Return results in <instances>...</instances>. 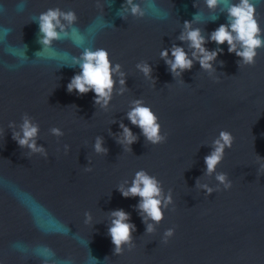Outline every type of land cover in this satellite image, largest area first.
I'll list each match as a JSON object with an SVG mask.
<instances>
[{
  "label": "water",
  "instance_id": "water-1",
  "mask_svg": "<svg viewBox=\"0 0 264 264\" xmlns=\"http://www.w3.org/2000/svg\"><path fill=\"white\" fill-rule=\"evenodd\" d=\"M122 2L26 0L18 11L21 0H0V25L11 29L0 36V264H89L91 255L97 264H264V169L257 171V155L264 158V48L258 49L254 64L239 67L240 58L227 51L225 42L213 62L218 80L194 62L181 74L182 83L168 71L160 49L172 44L187 48L176 37L183 21L198 10L200 20L193 26L205 36L226 22V13L220 6L208 9L204 0H160L167 19L127 13L121 18L116 13ZM255 2L264 27V0ZM57 5L75 9L76 26L88 44L108 49L127 73V90L113 94L107 111L94 104L92 91L78 95L66 90L79 68L60 66L67 59L64 54L81 51L70 39L53 42L52 59L32 60L42 48L32 19ZM94 21L109 25L92 35L88 29ZM206 47L217 45L208 41ZM141 60L152 66L154 86L135 68ZM136 97H143L158 115L165 141L150 144L127 119ZM25 112L40 125L37 143L45 146L47 158L27 156V149L12 138L8 123L18 124ZM121 121L137 136L131 150L117 141ZM52 126L62 128L64 135L53 136ZM222 128L234 140L216 170L226 172L232 183L205 194L196 181L218 183L214 175H205L204 156ZM97 136L106 153L94 152ZM89 163L91 170L85 171ZM139 168L157 176L165 193L172 190L173 203L153 233H145L136 207L140 198L117 190ZM7 184L31 202L24 203ZM116 208L127 211L136 226L134 246L121 254L113 253L107 234L108 212ZM85 211L92 214V223H85ZM168 227L175 231L165 243L161 238ZM40 248L53 255L41 256Z\"/></svg>",
  "mask_w": 264,
  "mask_h": 264
},
{
  "label": "clouds",
  "instance_id": "clouds-1",
  "mask_svg": "<svg viewBox=\"0 0 264 264\" xmlns=\"http://www.w3.org/2000/svg\"><path fill=\"white\" fill-rule=\"evenodd\" d=\"M26 0H21L18 11H23ZM111 0H108V4ZM204 4L210 10L217 6L226 13L225 23L219 24L211 30L207 36L202 29L193 24L200 20L199 10L193 14L191 20H184L176 39L187 42V48L184 44H172L169 48H161L159 56L163 58L164 63L168 66L171 75L180 82V78L186 69H191L194 62H198L210 77L218 80L215 75L216 69L213 62L216 61L218 53L224 51L219 45L227 43V51L235 53L240 59L237 61L239 67L243 65H252L258 54V49L264 48V27H261L257 5L255 0H204ZM194 6H197L194 4ZM125 13L132 17L143 18L151 15L153 19H167L169 12L161 8L160 0H123L117 15L126 18ZM78 15L73 8H61L60 6L47 7L39 11L32 19L38 23V42L42 45L41 50L35 52V59L48 60L52 59L55 53L53 48L54 41L70 39L72 44L81 49L79 55L64 54L66 61L60 66H78L79 71L75 72L66 84V90L72 92L76 90L77 94L94 93L93 101L100 109L107 111L113 94L122 95L126 90L127 73L123 70L119 62H113L108 49L104 47H92L88 44L85 36L76 26ZM217 17L213 15L211 21ZM107 21H94L89 26V33L94 35L98 28L108 27ZM11 29L5 25H0V36H6ZM208 41H214L216 48L209 49L206 47ZM25 47V46H24ZM187 49V50H186ZM190 50V51H189ZM217 63H223L218 61ZM18 65H8L14 68ZM135 68L151 81L154 86L155 77L151 75L152 66L147 60L138 61ZM130 108L126 112L127 119L133 125L139 126L145 140L150 144H159L166 140V133L161 131V123L156 112L151 105L144 101L143 97H136L130 101ZM8 127L12 130V138L21 148L27 149V156L39 154L47 158L48 151L44 145L37 143L40 125L27 112L23 113L20 122L9 121ZM122 130L117 137V141L123 146L124 150H131L130 145L137 139L128 125L123 121L119 124ZM3 129H0L2 132ZM49 132L55 137L64 135L62 128L52 126ZM234 136L227 129H220L218 134L211 140L212 148L204 156L205 175H214L218 182L215 186L207 182L196 181V187L202 188L205 194L212 193L223 185L224 189L231 186L232 181L228 174L223 171H217V165L224 158L225 149L231 148ZM64 151L69 150V145H63ZM93 150L96 153H106L107 148L103 146L102 137L97 136L93 143ZM258 169H264V158L257 155ZM90 163L85 167V171H90ZM15 195L19 196L26 204L31 202L30 197L23 196L19 190L12 184H7ZM117 190L124 197L138 196L136 207L139 214L145 222V233H153L156 225L163 219L164 210L173 203L172 190L168 189L165 193L162 182L157 176L150 174L146 169L139 168L132 175L131 180L125 179L117 185ZM85 223H92V214L85 211ZM107 234L114 245L113 253L121 254L125 247L131 249L134 246L132 232L136 226L129 219V213L123 208L112 209L108 212ZM175 229L168 227L164 230L162 241L167 243L169 237L174 234ZM19 247V245H17ZM43 257H51L53 253L47 248L36 250ZM92 259L89 264H97L96 258L91 255ZM61 264H71L70 261H62Z\"/></svg>",
  "mask_w": 264,
  "mask_h": 264
}]
</instances>
